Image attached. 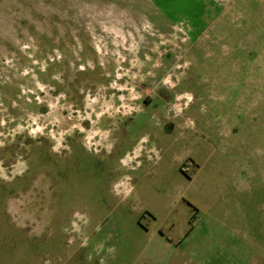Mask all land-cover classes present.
<instances>
[{
	"label": "rangeland",
	"instance_id": "rangeland-1",
	"mask_svg": "<svg viewBox=\"0 0 264 264\" xmlns=\"http://www.w3.org/2000/svg\"><path fill=\"white\" fill-rule=\"evenodd\" d=\"M0 264H264V0H0Z\"/></svg>",
	"mask_w": 264,
	"mask_h": 264
},
{
	"label": "flooded vegetation",
	"instance_id": "flooded-vegetation-1",
	"mask_svg": "<svg viewBox=\"0 0 264 264\" xmlns=\"http://www.w3.org/2000/svg\"><path fill=\"white\" fill-rule=\"evenodd\" d=\"M163 96L164 97H166V100H167V94L165 93V94H163ZM169 101H171L170 100V97H169ZM144 104H147V105H150V102H148L147 100L145 101V103ZM121 135V134H120ZM80 148L83 152H85V153H88V154H90L93 158H94V160L95 161H97V159H99V157H98V151H91L89 148L87 149V147L86 146H83V144H80V143H77V144H73L72 142L70 143V145L69 146H66V147H63V150L61 151V152H59V153H57V152H55L54 150H53V148L52 147H50V149H51V151L53 152V153H55V154H57V155H60V156H65L66 154H72L73 152H74V150L76 149V148ZM110 154H111V152H110ZM97 164V163H96ZM28 171H29V169H28ZM27 172H25V175H21V176H19L18 178H21V177H26L27 176ZM42 177L43 178H46V177H48V173L47 172H45V173H43L42 174ZM18 178H13L12 180H11V182H13V181H16ZM50 190V187L49 186H47V185H41L40 187H39V185L34 181V180H31L30 182H29V184H28V186H27V188H24V189H22V190H20V191H16V193H17V195H19V194H23V193H26V194H31L32 196H33V199L32 200H35V201H37V200H40L41 198H43V196L48 192ZM13 193H15V191L13 192Z\"/></svg>",
	"mask_w": 264,
	"mask_h": 264
},
{
	"label": "crops",
	"instance_id": "crops-1",
	"mask_svg": "<svg viewBox=\"0 0 264 264\" xmlns=\"http://www.w3.org/2000/svg\"><path fill=\"white\" fill-rule=\"evenodd\" d=\"M210 8H208V10H209ZM207 10V9H206ZM230 10H232V8H230ZM222 14V13H221ZM217 24H213V23H211V24H207V27L206 28H203L202 29V32H203V39H206V41H207V45L208 46H211L212 44H215V43H218L219 42V40L221 39L219 36H216V38H215V36L214 35H211V32H214L215 30H217V26H216ZM193 31H195L194 29H193ZM194 36H196V34L194 35ZM195 38V37H194ZM195 43V42H194ZM236 61V60H235Z\"/></svg>",
	"mask_w": 264,
	"mask_h": 264
},
{
	"label": "snow or ice",
	"instance_id": "snow-or-ice-1",
	"mask_svg": "<svg viewBox=\"0 0 264 264\" xmlns=\"http://www.w3.org/2000/svg\"><path fill=\"white\" fill-rule=\"evenodd\" d=\"M173 2L176 4H187L190 3L191 0H173Z\"/></svg>",
	"mask_w": 264,
	"mask_h": 264
},
{
	"label": "clouds",
	"instance_id": "clouds-1",
	"mask_svg": "<svg viewBox=\"0 0 264 264\" xmlns=\"http://www.w3.org/2000/svg\"><path fill=\"white\" fill-rule=\"evenodd\" d=\"M188 99H189V100H191V99H192V97H191V96H188ZM36 131H39V129H36Z\"/></svg>",
	"mask_w": 264,
	"mask_h": 264
}]
</instances>
